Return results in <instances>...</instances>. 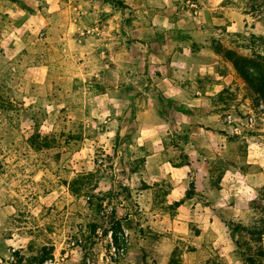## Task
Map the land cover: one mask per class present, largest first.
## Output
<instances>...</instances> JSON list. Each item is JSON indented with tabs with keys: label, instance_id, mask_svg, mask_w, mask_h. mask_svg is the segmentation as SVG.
Here are the masks:
<instances>
[{
	"label": "rangeland",
	"instance_id": "374dc122",
	"mask_svg": "<svg viewBox=\"0 0 264 264\" xmlns=\"http://www.w3.org/2000/svg\"><path fill=\"white\" fill-rule=\"evenodd\" d=\"M120 1L46 0L47 28L19 30L30 50L0 54V264L124 259L127 229L147 214L133 191L155 151V59L182 51L184 41L208 42L224 60L218 68L228 62L237 74L222 97L230 102L226 162L264 149V99L228 57L264 63V0ZM10 32L0 26V38ZM178 143L170 141L187 142ZM244 190V224L253 227L264 195Z\"/></svg>",
	"mask_w": 264,
	"mask_h": 264
},
{
	"label": "crops",
	"instance_id": "0c3cea01",
	"mask_svg": "<svg viewBox=\"0 0 264 264\" xmlns=\"http://www.w3.org/2000/svg\"><path fill=\"white\" fill-rule=\"evenodd\" d=\"M0 6V26L12 35L0 38V54L30 50L32 40L19 30L47 28L53 8L46 0H0ZM182 48L155 59V151L146 156L143 186L133 191L147 214L127 229L129 246L118 264H171L181 249V264H238L229 224L248 226L244 209L251 204L242 191L264 187V149L249 148L239 163L226 162L232 139L222 116L230 102L222 97L235 86V70L228 62L229 69L218 68L224 60L208 42L192 48L184 41ZM170 141L187 143L180 149ZM220 160L227 163L222 170Z\"/></svg>",
	"mask_w": 264,
	"mask_h": 264
},
{
	"label": "trees",
	"instance_id": "16d2710c",
	"mask_svg": "<svg viewBox=\"0 0 264 264\" xmlns=\"http://www.w3.org/2000/svg\"><path fill=\"white\" fill-rule=\"evenodd\" d=\"M114 3L122 4L120 0H111ZM123 5V4H122ZM228 56L235 62V67L239 72L247 79V81L253 86V88L264 99V63L258 61L255 58H237L233 52H229ZM261 57V56H258ZM75 180L71 182L72 184ZM261 195H264V187L260 190ZM264 210V206L256 204V208ZM172 208V207H171ZM256 225L248 227L241 223L231 222L229 227L231 229L232 238L239 248L240 262L242 264H264V247L262 243V235L264 234V214L255 220ZM239 233L247 234L250 238L246 241H240L237 238ZM115 241H117L114 236ZM171 264H180L179 260L174 257L171 259Z\"/></svg>",
	"mask_w": 264,
	"mask_h": 264
},
{
	"label": "built area",
	"instance_id": "2783aa9c",
	"mask_svg": "<svg viewBox=\"0 0 264 264\" xmlns=\"http://www.w3.org/2000/svg\"><path fill=\"white\" fill-rule=\"evenodd\" d=\"M253 121V117L249 118V123H251ZM110 241L113 243V237H112V233H110ZM115 249V248H114ZM120 252L123 253L125 251L124 246H122L121 248H119ZM44 264H52V262H45Z\"/></svg>",
	"mask_w": 264,
	"mask_h": 264
}]
</instances>
